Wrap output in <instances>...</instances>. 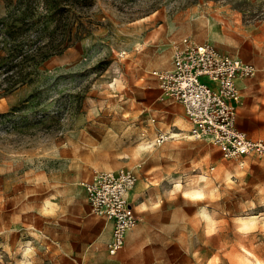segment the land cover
I'll return each mask as SVG.
<instances>
[{
    "label": "rangeland",
    "instance_id": "rangeland-1",
    "mask_svg": "<svg viewBox=\"0 0 264 264\" xmlns=\"http://www.w3.org/2000/svg\"><path fill=\"white\" fill-rule=\"evenodd\" d=\"M9 2L0 0V18ZM67 21L73 44L41 63L33 83L0 90V264H74L53 236L67 244L84 231L59 207L78 212L81 182L116 168L139 179L121 264H264V157L225 158L185 138L158 144L160 130L188 123L164 116L160 101L143 103L150 89L132 64L146 31L170 29L254 63L253 81L264 83V0H93ZM242 126L264 137V124ZM259 213L256 225L240 224Z\"/></svg>",
    "mask_w": 264,
    "mask_h": 264
},
{
    "label": "built area",
    "instance_id": "built-area-1",
    "mask_svg": "<svg viewBox=\"0 0 264 264\" xmlns=\"http://www.w3.org/2000/svg\"><path fill=\"white\" fill-rule=\"evenodd\" d=\"M172 68L153 71L166 98L181 103L189 122L184 132H161L157 142L192 138L211 142L225 158L244 155L264 157V140L253 139L237 126L242 103L239 79L256 75V67L242 59L221 54L210 43L184 41L177 46ZM138 183L133 169L102 170L82 183L94 214L113 222L111 255L120 252L128 233L138 225L130 194Z\"/></svg>",
    "mask_w": 264,
    "mask_h": 264
},
{
    "label": "crops",
    "instance_id": "crops-1",
    "mask_svg": "<svg viewBox=\"0 0 264 264\" xmlns=\"http://www.w3.org/2000/svg\"><path fill=\"white\" fill-rule=\"evenodd\" d=\"M156 31L157 29H150L146 31L144 35L141 36L143 37L141 40L143 42L139 44V49L134 50V57L132 58V64L134 68L137 69V76L133 78H135L136 80L138 79L142 81L143 88L150 89L149 91L146 92L149 96V101L148 102L143 101V103L147 107H152L157 101H160L161 106L156 107V108L160 110L162 113H164L165 114L164 116L169 117V119L171 120H174L175 116H184L188 123V130H189V122L186 118L183 105L181 103L169 100L168 98H164L160 95L159 92H156L155 90H151V89L158 88V85H159L157 78L152 75V72L171 69L173 66L172 59H173L174 52L177 46L182 44V42L180 41L182 37L181 34L179 33L175 34L170 29L166 31L165 30L159 31V33H156ZM220 39L221 38H215L212 40H220ZM179 41L180 43L177 44V42ZM228 56L237 57L233 55H228ZM237 58H240L244 62H247L255 66V64L250 61H247L241 57H237ZM255 76L250 77V78L239 79L237 81V85L240 88L241 95H242V103L238 110L237 126L240 130L246 132L249 135V137L253 139H263L264 140V137H260L261 134L258 128H249V127L242 126V122L245 119L248 122L250 123L252 122L257 125L264 124V83L262 82L259 84L255 83L253 81V78ZM161 132H170V130H165V131L160 130V133ZM184 133H187V131H184ZM185 139L195 140L192 138H185ZM197 141H204V140H197ZM118 169L120 168L108 169V170H118ZM248 171H250L249 168L246 169V172ZM83 182H81L82 190L87 195L86 190L84 186L82 185ZM134 190L130 194V200L136 211V207L133 202ZM59 208L61 210L60 214L64 212L65 214H68V216L69 215L70 217L72 216V218H74L75 221H77V227L80 230L84 231L81 241L79 242H77V240H75L74 242L70 241L67 244H64V242H62V238L61 240H57L59 239L60 235L57 236V233H54L55 235L53 236L54 243L58 244V246H61V243H63L64 247L61 250H63L64 252L65 251L68 252L67 261L63 263H74V264H79V263H102V264L126 263L125 255H126L127 249H122L120 252H118L115 255H111L109 253L108 244L111 241L112 235H113V229H114L113 222L106 219L105 217L94 214L91 210L88 197H87L86 205L77 207L78 212H73L72 206H69L66 209V205L65 206L60 205ZM256 215L262 216L263 214L259 213ZM137 216L139 219L138 213H137ZM244 217H247V216H244ZM61 223L62 224L64 223L63 218L61 219ZM135 228L128 233L125 246L127 244V239H128L129 234L132 233L135 230ZM55 241H58V242H55ZM54 249L59 250V248H56V247H54ZM180 264H187V263H180Z\"/></svg>",
    "mask_w": 264,
    "mask_h": 264
},
{
    "label": "trees",
    "instance_id": "trees-1",
    "mask_svg": "<svg viewBox=\"0 0 264 264\" xmlns=\"http://www.w3.org/2000/svg\"><path fill=\"white\" fill-rule=\"evenodd\" d=\"M92 5L93 0H10L0 18V90L9 94L33 83L41 63L73 44L70 15Z\"/></svg>",
    "mask_w": 264,
    "mask_h": 264
},
{
    "label": "bare ground",
    "instance_id": "bare-ground-1",
    "mask_svg": "<svg viewBox=\"0 0 264 264\" xmlns=\"http://www.w3.org/2000/svg\"><path fill=\"white\" fill-rule=\"evenodd\" d=\"M210 33L212 34V35H215V34H217V31L215 30V28H211L210 29ZM180 187V186H179ZM194 193V192H193ZM192 193V194H193ZM201 192H196L195 194H194V196L197 198V197H201ZM259 219H260V215H250V216H247V217H241V218H239V222H240V224L243 226V228L245 227V228H248V227H251V226H254V225H256L258 222H259Z\"/></svg>",
    "mask_w": 264,
    "mask_h": 264
}]
</instances>
